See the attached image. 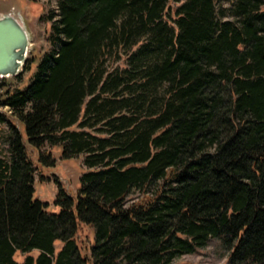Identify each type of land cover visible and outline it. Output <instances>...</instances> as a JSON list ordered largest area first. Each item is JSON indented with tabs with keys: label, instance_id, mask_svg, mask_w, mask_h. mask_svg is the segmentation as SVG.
Returning <instances> with one entry per match:
<instances>
[{
	"label": "trees",
	"instance_id": "1",
	"mask_svg": "<svg viewBox=\"0 0 264 264\" xmlns=\"http://www.w3.org/2000/svg\"><path fill=\"white\" fill-rule=\"evenodd\" d=\"M55 1L49 50L0 77V264H171L212 238L264 264V0ZM29 146L83 157L58 212Z\"/></svg>",
	"mask_w": 264,
	"mask_h": 264
},
{
	"label": "rangeland",
	"instance_id": "2",
	"mask_svg": "<svg viewBox=\"0 0 264 264\" xmlns=\"http://www.w3.org/2000/svg\"><path fill=\"white\" fill-rule=\"evenodd\" d=\"M234 0H219V6L229 8ZM56 6L55 0H0L1 11L12 13L20 19L30 33L27 58L32 56H40L49 50L48 33L50 31V20L48 18L52 7ZM26 58V60H27ZM25 60V62H26ZM25 62L21 71L24 70ZM35 65L23 75V81L13 80L12 88L25 86L35 71ZM12 76H8L11 78ZM6 110V109H3ZM24 130V129H23ZM9 122H0V155L7 154V139L10 136ZM24 139L27 140L25 131ZM32 159L35 162V197L48 202V210L58 212L60 208L55 204L58 187H64L69 193L76 194L80 186V176L85 171L83 157L76 156L71 159H63L62 149L60 146H47L43 153L52 152L51 158H54V164H44L39 161L38 152L29 146ZM138 193L133 192L131 198L136 197ZM82 253L89 256L91 246L95 240V230L89 224H81L77 233ZM56 249L62 246L61 241H57ZM35 256L39 251L31 252ZM230 251L225 248L221 241L212 238L209 243L191 254H185L177 257L171 264H231L228 260ZM27 254L17 253L16 259L22 262Z\"/></svg>",
	"mask_w": 264,
	"mask_h": 264
},
{
	"label": "water",
	"instance_id": "3",
	"mask_svg": "<svg viewBox=\"0 0 264 264\" xmlns=\"http://www.w3.org/2000/svg\"><path fill=\"white\" fill-rule=\"evenodd\" d=\"M30 33L12 13L0 14V77L15 76L27 58Z\"/></svg>",
	"mask_w": 264,
	"mask_h": 264
},
{
	"label": "crops",
	"instance_id": "4",
	"mask_svg": "<svg viewBox=\"0 0 264 264\" xmlns=\"http://www.w3.org/2000/svg\"><path fill=\"white\" fill-rule=\"evenodd\" d=\"M7 12H3V11H1V14H6Z\"/></svg>",
	"mask_w": 264,
	"mask_h": 264
}]
</instances>
